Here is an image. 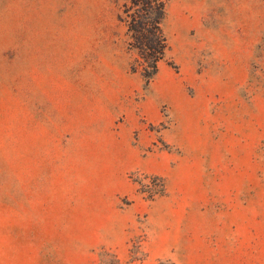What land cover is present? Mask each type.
Instances as JSON below:
<instances>
[{
  "label": "rangeland",
  "instance_id": "obj_1",
  "mask_svg": "<svg viewBox=\"0 0 264 264\" xmlns=\"http://www.w3.org/2000/svg\"><path fill=\"white\" fill-rule=\"evenodd\" d=\"M164 1L147 78L130 0H0V264H264V0Z\"/></svg>",
  "mask_w": 264,
  "mask_h": 264
},
{
  "label": "trees",
  "instance_id": "obj_2",
  "mask_svg": "<svg viewBox=\"0 0 264 264\" xmlns=\"http://www.w3.org/2000/svg\"><path fill=\"white\" fill-rule=\"evenodd\" d=\"M143 2L145 3L147 2V0H143ZM143 2H139V0H130L131 4L128 5V7H135V10L133 11L131 15H129L130 17L129 23L133 31L132 38L134 42L137 45H142L141 38L139 36L140 30L137 29V26L143 24L142 22L143 17L149 18V16H152L153 18L155 25L153 26L152 29L148 30V34H146V37L150 40V42L152 43V46H154L153 48L154 50L151 51L150 53L145 52V51L139 52V58L136 60L138 64L141 65V67H143L144 71L146 69L149 70L147 78H150L152 77L155 71L156 63L161 58L162 50L164 48V38L162 37L160 29H159V18L162 15L163 6H164L165 1L158 0L153 6H151V4L148 2L147 5L149 6L147 8H143V11H139V9L137 8H139ZM155 16L156 18H154ZM137 47L140 48L141 46H137ZM112 254H113V263L120 264L116 255L113 252Z\"/></svg>",
  "mask_w": 264,
  "mask_h": 264
}]
</instances>
